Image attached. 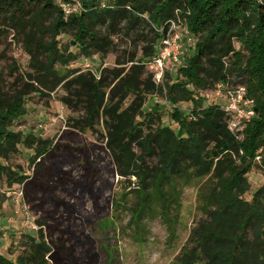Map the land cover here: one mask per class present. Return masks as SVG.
<instances>
[{"label": "trees", "instance_id": "trees-1", "mask_svg": "<svg viewBox=\"0 0 264 264\" xmlns=\"http://www.w3.org/2000/svg\"><path fill=\"white\" fill-rule=\"evenodd\" d=\"M75 3L69 12L61 5ZM176 23L190 43L174 80L165 73L157 83L147 63ZM146 28L152 35L141 55L116 59L98 74L90 66L69 67L82 55L103 58L120 32ZM7 29L21 37L30 67L13 91L0 85V178L8 186L32 178L45 193L55 189L50 173L39 170L51 140L14 124L27 114L29 94L50 97L61 89L57 100L69 112L66 126L103 137L117 174L129 187L135 177L132 222L160 215L174 232L183 188H196L201 215L172 264H264V183L252 191L247 177L258 166L256 156L264 165V0H0V37ZM234 40L246 55L235 50ZM230 67L237 76L246 74V96L253 100L242 140L229 127L230 112L218 105L197 108L203 99L194 97L227 83ZM163 93L173 105L194 102L189 113L171 111L173 127L162 123L161 105L146 109L151 95ZM22 149L33 152V177L7 164ZM37 223L36 235L22 234L21 252L13 258L0 253V264H79L72 253L62 254L60 236L61 251L55 252L41 229L46 220Z\"/></svg>", "mask_w": 264, "mask_h": 264}, {"label": "rangeland", "instance_id": "rangeland-1", "mask_svg": "<svg viewBox=\"0 0 264 264\" xmlns=\"http://www.w3.org/2000/svg\"><path fill=\"white\" fill-rule=\"evenodd\" d=\"M61 5L66 12L78 7V3ZM172 27L181 42L185 41L183 48L187 47L189 35L177 23ZM139 33L126 35L122 31L114 38V49L103 58L99 54H92L88 59L82 55L69 67L86 70L87 60L90 69L98 74L104 67H114L116 59L123 61L132 55L139 56L143 47L150 44L152 32L146 28L140 29ZM68 39V35L61 38L62 42ZM234 47L236 51L247 54L238 40H234ZM179 65L180 61L167 64L165 73L168 74V82L174 80ZM226 65H230L229 59ZM231 67L228 82L222 84L219 90L216 86L213 90H200L194 95L203 99L197 108L227 106L232 95L245 86L246 74L237 76ZM29 71V56L22 46L21 37L7 29L0 37L2 89L6 93L13 91L23 82V78L26 80L24 75ZM63 93L59 89L50 97L29 94L27 114L14 124L16 130L39 131L43 138L51 140V149L39 159V170L50 173V177L44 174L42 179L48 180L46 178L49 177L48 181L55 189L50 190L51 194L45 193L32 178L27 179L24 185L11 186L7 185L4 177L0 178V253L16 257L21 252L19 243L22 234L36 235L40 229L37 220L43 219L47 224L41 229L55 247V252L61 251L57 241L60 236L66 247L62 254L72 253L80 259L79 264H172L201 215L197 210L196 188H183L178 214L172 210V214L178 215L174 232L160 215L142 217L137 224L133 213L137 192L135 177L131 178L134 183L129 187L128 181L117 174L103 137L66 126L69 112L57 100ZM154 103L161 105L162 123L171 127L170 114L174 108L189 113L194 107L191 99L173 105L167 101L164 93L151 95L146 109ZM246 124L236 131L240 140L243 139ZM32 153L31 150L22 149L11 155L7 164L13 169L22 167L27 175L33 177V164L29 160ZM260 161L257 156L254 158L253 164L257 163L258 166H254L247 175L252 191L264 183V165ZM58 202L61 205L56 207ZM132 219L135 221L132 222ZM71 263L75 264L74 260L71 259Z\"/></svg>", "mask_w": 264, "mask_h": 264}, {"label": "built area", "instance_id": "built-area-1", "mask_svg": "<svg viewBox=\"0 0 264 264\" xmlns=\"http://www.w3.org/2000/svg\"><path fill=\"white\" fill-rule=\"evenodd\" d=\"M172 25L167 36L163 39L158 48L157 54L147 63L149 69L154 74L156 82H162L167 64L178 63L184 52V43L181 42L180 36L174 33ZM85 66L88 68L90 66L89 62L86 61ZM217 87L219 90L221 84L217 85ZM252 106L253 100L246 96L245 87H240L236 91V94L232 95L230 104L223 107L224 110L231 113L229 123L231 131L236 133V131L250 119L253 115ZM257 158L259 159V156H257Z\"/></svg>", "mask_w": 264, "mask_h": 264}]
</instances>
